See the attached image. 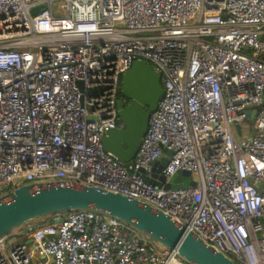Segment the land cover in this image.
Returning a JSON list of instances; mask_svg holds the SVG:
<instances>
[{"label": "built area", "instance_id": "1", "mask_svg": "<svg viewBox=\"0 0 264 264\" xmlns=\"http://www.w3.org/2000/svg\"><path fill=\"white\" fill-rule=\"evenodd\" d=\"M135 61L164 94L123 163L103 137L125 128ZM164 149L159 188L147 178ZM179 172L196 186L164 188ZM57 182L137 200L235 264H264V0H0V197ZM50 218L1 236L0 264H194L92 209Z\"/></svg>", "mask_w": 264, "mask_h": 264}, {"label": "water", "instance_id": "2", "mask_svg": "<svg viewBox=\"0 0 264 264\" xmlns=\"http://www.w3.org/2000/svg\"><path fill=\"white\" fill-rule=\"evenodd\" d=\"M44 6L32 10L37 15ZM121 93L128 100L118 103L119 117L124 129L106 131L103 145L106 152L120 162H131L145 136L151 113L164 94L161 75L146 61H135L121 79ZM82 87V83H80ZM251 117L255 111H249ZM240 133V125H237ZM165 157L154 165L152 178L147 180L161 188L165 177L161 171L169 163L172 151L164 149ZM158 180V181H156ZM196 186L190 172L175 174L166 189ZM95 210L120 219L135 227L151 240L162 246L177 250L179 256L194 264H235L222 253L208 247L199 236L177 225L162 212L154 211L149 205L122 195L77 183H34L25 185L0 197V237L17 227L39 218L61 212ZM28 242H31L29 240Z\"/></svg>", "mask_w": 264, "mask_h": 264}, {"label": "rangeland", "instance_id": "3", "mask_svg": "<svg viewBox=\"0 0 264 264\" xmlns=\"http://www.w3.org/2000/svg\"><path fill=\"white\" fill-rule=\"evenodd\" d=\"M53 13L56 17H61V16H65L66 15V11L65 9L62 8V3L57 2L53 4ZM245 126H248L250 129V133H249V138H252L254 136V130H253V126H254V119L248 117L244 123ZM260 190L263 188V185H260ZM47 217H51V216H47ZM42 219V218H39ZM39 219L36 220H32V223H39L38 221H40ZM146 239L148 238L147 236H144ZM150 239V238H148ZM23 238H18V241H22ZM152 241V240H150ZM153 242V241H152Z\"/></svg>", "mask_w": 264, "mask_h": 264}, {"label": "crops", "instance_id": "4", "mask_svg": "<svg viewBox=\"0 0 264 264\" xmlns=\"http://www.w3.org/2000/svg\"><path fill=\"white\" fill-rule=\"evenodd\" d=\"M39 223L37 224H43L51 221L50 217H43L42 219H39ZM150 242V241H149ZM152 244L158 249V250H163V246L155 241L152 242Z\"/></svg>", "mask_w": 264, "mask_h": 264}, {"label": "trees", "instance_id": "5", "mask_svg": "<svg viewBox=\"0 0 264 264\" xmlns=\"http://www.w3.org/2000/svg\"><path fill=\"white\" fill-rule=\"evenodd\" d=\"M120 95H122V93H120Z\"/></svg>", "mask_w": 264, "mask_h": 264}]
</instances>
